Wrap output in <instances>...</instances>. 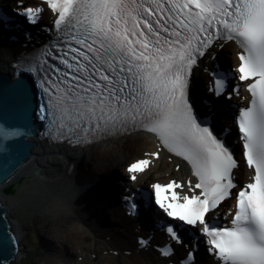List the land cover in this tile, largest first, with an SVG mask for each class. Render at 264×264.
Returning <instances> with one entry per match:
<instances>
[{
  "label": "snow or ice",
  "instance_id": "6c2138e0",
  "mask_svg": "<svg viewBox=\"0 0 264 264\" xmlns=\"http://www.w3.org/2000/svg\"><path fill=\"white\" fill-rule=\"evenodd\" d=\"M45 3L56 14L55 33L20 66L37 75L42 90L37 118L48 135L79 145L129 127L154 134L162 150L187 161L194 177L188 180L189 194L183 195L174 190L183 187L175 181L151 184L149 199L170 218L171 239L183 245L181 233L193 234L189 260L203 238L218 264H264V0ZM18 7L29 23H37L40 7ZM224 41L238 45L235 73L250 93V104L240 108L236 121L242 158L251 170V182L244 186L235 182L241 161L190 101L194 68L206 55L215 60L214 49L223 48ZM49 57L59 59L63 68L53 73ZM213 76L211 91L217 96L235 78L232 73ZM21 86L18 81L16 87ZM31 109L26 102L23 126L0 121V142L31 131ZM152 155L160 158V152ZM150 164L148 159L130 164L129 178L136 181ZM230 197L235 213L230 226L221 227L211 217ZM11 243V237L0 238L2 249Z\"/></svg>",
  "mask_w": 264,
  "mask_h": 264
},
{
  "label": "bare ground",
  "instance_id": "6f19581e",
  "mask_svg": "<svg viewBox=\"0 0 264 264\" xmlns=\"http://www.w3.org/2000/svg\"><path fill=\"white\" fill-rule=\"evenodd\" d=\"M30 28V26H29ZM50 37V36H48ZM22 51H27V48L22 47L21 45H18L17 43H12L11 45H5L2 46L0 48V61L2 62L0 64L1 68L4 70L5 67L9 70V62L13 61L16 59V57L20 54V52ZM10 71V70H9ZM196 76L200 77L201 74L199 73V71L197 70V72L195 73ZM233 91V90H232ZM229 94H232L231 92H229ZM195 105L200 109V105L198 103L195 102ZM217 136L219 138H221L222 140L226 141V139L220 134H217ZM111 142H113L112 146L107 148L106 150V155L107 156H111L114 157L115 159L118 158V155L120 153L119 151V138L116 139H111L109 140ZM235 142L230 145L227 141V145L230 146L231 150H233L236 154V158L238 159L240 156V152H238V140H234ZM133 144H130V150H129V158L134 154V153H142L141 149L143 150H152L153 148H155L154 145V139L153 136L151 134H144V133H138L134 140H133ZM69 147V146H68ZM67 146H63V145H51L49 146H45L44 150H46V154L41 156V148L37 149V156L33 159V161L29 164V162L27 163L28 166H23L16 174L15 176L13 175V178H11L8 182L7 185L10 184L11 182H14L15 178L18 175H22L23 173H28L29 171H33V169L35 168V166L33 167V165H38L36 167L40 168V171L42 172V174H40V176H37L33 179V183L38 181V180H42V183L44 182H48V184L46 186H44L43 190L41 191H36V189L33 187V185H31L30 187H28L26 189L25 192L28 193H32L34 195H36L38 197V199L40 201H43V198L48 197V195L53 196L56 193V189L61 188L63 191L66 192V200H69L71 202L70 204V209L73 208V210L78 209V207L75 206L74 201H78L74 196H75V191L74 189H72V186L70 185V182L68 183V177H69V168H70V164L75 163L76 160L75 158H77V156L74 155L73 152V157L70 156H66L65 158H63L62 160L59 158V156H57L54 152H56L58 155H60V151L61 152H69L71 154L70 151L75 150L76 149H70ZM151 148V149H149ZM83 151V149L81 150ZM45 153V152H44ZM54 153V154H52ZM142 156V155H140ZM165 156H161L160 158H158V160L156 162H154L153 166L145 171L143 173L144 176H148V173L150 172V170H160L163 169L165 171L172 172L171 169V165L167 164L165 160ZM24 170H22L23 168H25ZM186 168L184 166L181 167V169L176 173L177 177L181 176L183 173H185ZM119 171V169L117 170ZM25 173V174H26ZM32 173V172H31ZM140 175L139 180H141L140 178L143 176ZM26 177L30 178V175L28 174ZM170 177H174V175L170 176ZM33 178V177H32ZM152 181V180H151ZM54 185H52V184ZM6 185V186H7ZM13 185V183H12ZM56 186H58V188H56ZM15 187V186H14ZM17 190V189H16ZM16 193V192H15ZM14 193V194H15ZM52 193V194H51ZM92 193V192H91ZM0 196L2 199L5 200L6 197V193L4 194L3 190L0 191ZM101 195H97L96 198L98 201H100L101 199H103V192H100ZM95 203V201H94ZM88 207V206H85ZM231 208L229 203L227 201H225V208ZM93 210V215L94 212H96L97 214H99L101 217H103V215L99 212V206L94 205V207H92ZM3 213V212H1ZM74 213H67V214H63L61 215V219L57 220L54 224L52 223L50 226H46L50 232H55L56 230H61L64 234V236H60L59 238L65 242H68L71 246H79V247H83V248H89V246L87 244H85V240L89 241V235L86 233V230L84 231L83 228H81L80 224L75 221V217L73 216ZM79 217H81V219L84 221V219L82 218L80 211H78ZM6 217V220L9 219H13L14 221H16V223H12V225H14L13 230L15 231V233L18 234L19 232H21L22 228L20 227V225L18 224V220H17V216L12 215V209L11 207L8 205V214H4ZM45 217H37L38 221L43 220ZM86 222V221H85ZM61 223V224H60ZM88 223V222H86ZM60 224V225H57ZM43 242V241H42ZM40 243V241H39ZM43 244H45L43 242ZM66 244H59L60 248V252L61 250L65 249L64 254L65 256H69L70 255V251L69 249L66 247ZM203 247V246H202ZM41 248V246H40ZM42 249V248H41ZM117 249H119L120 251H122L123 249L119 246ZM42 251H44L47 254H53L51 252H48L46 249H42ZM128 250H125V252ZM59 251H57V254L60 253ZM133 255V254H131ZM106 260H108L109 262H104V259L101 260L100 264H113L111 261L113 260V257H108L105 258ZM79 264H92V262L89 259H85L83 260L81 263ZM116 264H149L147 261H141L138 260L136 257H130V258H126L125 262H117Z\"/></svg>",
  "mask_w": 264,
  "mask_h": 264
},
{
  "label": "water",
  "instance_id": "95a60500",
  "mask_svg": "<svg viewBox=\"0 0 264 264\" xmlns=\"http://www.w3.org/2000/svg\"><path fill=\"white\" fill-rule=\"evenodd\" d=\"M22 82L21 87H16L17 82ZM31 79L25 74L12 77L11 73L0 72V121L8 126H23L27 123L24 114L25 103L29 102L31 109L32 129L28 136L35 134L37 122V95L33 89ZM25 136L22 139L0 142V187L4 194L14 193L12 183L5 186V182L15 174L25 163L29 156L28 147L33 145ZM6 146V148H5ZM20 182V179L17 180ZM3 212V213H1ZM4 205L0 202V238L11 237L12 243L6 249L0 248V260H10L14 253L13 234Z\"/></svg>",
  "mask_w": 264,
  "mask_h": 264
},
{
  "label": "rangeland",
  "instance_id": "374dc122",
  "mask_svg": "<svg viewBox=\"0 0 264 264\" xmlns=\"http://www.w3.org/2000/svg\"><path fill=\"white\" fill-rule=\"evenodd\" d=\"M132 136L131 137H128L127 139L123 138L122 140L125 141V146H129V144L133 143L132 142ZM107 146H110V145H107ZM124 148V146H123ZM120 152H122L123 154H125L127 151L126 150H120ZM137 155H140L139 153L138 154H135L133 155V157H136ZM31 171H29L28 173H24L25 176H27L29 173H31ZM166 179V177H165ZM69 178H68V183H69ZM48 184V182H44L42 183V180H38L36 182L33 183V180L32 179H29V178H24L22 180V182L20 183H15V187L17 190L22 187V191L20 190L19 192H17L15 195L11 196L10 194L9 195H6L5 197V200H6V203H8V205L11 207L12 209V214L14 216H17L18 215V220H19V225L24 224L23 226H21V230H22V233L23 235L26 233V235H28L27 237H25L27 240V243L29 244V242L31 241H34L35 238L32 234L36 233V231L38 230V227L41 226L42 224H46V225H49V223H55L57 220L61 219V215L64 214V213H67L65 210L62 211H59V210H53L52 212L54 214H52L51 216L49 215V209H50V206L48 204V202L54 197V196H51V195H48V197L46 198H43L44 200L43 201H40L38 199V197L32 193H28V192H25L26 189L28 187H30L31 185H33V187L36 189V191H41L43 190L44 186H46ZM58 186H56L57 188ZM63 191L60 190L58 192V195L57 197H60V196H63ZM52 194V193H51ZM69 210V209H67ZM47 215L48 216V220L47 219H44L43 221L41 222H38V223H34V220H35V217H39V216H44ZM55 218V219H53ZM49 219L50 222H49ZM42 232V233H41ZM41 234H38V241L40 239H43V235L48 237L50 240L53 241L54 239V235L52 233H50L48 230H43V226H42V230L39 232ZM20 234V233H19ZM53 244V242H52ZM37 245V243H36ZM36 245H32V246H36ZM30 246V244H29ZM81 249V248H80ZM88 251L86 254L87 256L90 258V261H92L94 264L96 263L97 259L98 258H94L92 257V251L90 250H86ZM29 257V253L28 252H24V250H22V247H21V251L19 252V256L17 258V260L14 262L15 264H22L23 262L25 263V260H27L26 258ZM52 257H54L52 254H47V253H44V255L42 256V258H46V259H52ZM84 255L82 254L81 255V258L83 259ZM85 259V258H84ZM43 262V261H42Z\"/></svg>",
  "mask_w": 264,
  "mask_h": 264
},
{
  "label": "clouds",
  "instance_id": "9594fccd",
  "mask_svg": "<svg viewBox=\"0 0 264 264\" xmlns=\"http://www.w3.org/2000/svg\"><path fill=\"white\" fill-rule=\"evenodd\" d=\"M31 263H34V262H33V261H31ZM31 263H30V262H26V263H24V262H23L22 264H31Z\"/></svg>",
  "mask_w": 264,
  "mask_h": 264
}]
</instances>
